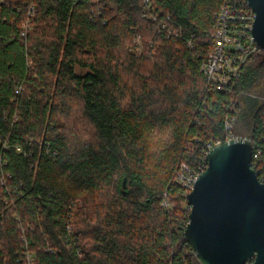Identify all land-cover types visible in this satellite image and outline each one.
<instances>
[{
    "label": "trees",
    "instance_id": "1",
    "mask_svg": "<svg viewBox=\"0 0 264 264\" xmlns=\"http://www.w3.org/2000/svg\"><path fill=\"white\" fill-rule=\"evenodd\" d=\"M224 1L0 0V264H201L177 167L234 117L264 182V53L200 69Z\"/></svg>",
    "mask_w": 264,
    "mask_h": 264
},
{
    "label": "water",
    "instance_id": "2",
    "mask_svg": "<svg viewBox=\"0 0 264 264\" xmlns=\"http://www.w3.org/2000/svg\"><path fill=\"white\" fill-rule=\"evenodd\" d=\"M247 2L256 14L253 44L264 53V0ZM253 147L246 137L216 143L186 195L184 237L201 264H264V182L251 164Z\"/></svg>",
    "mask_w": 264,
    "mask_h": 264
},
{
    "label": "built area",
    "instance_id": "3",
    "mask_svg": "<svg viewBox=\"0 0 264 264\" xmlns=\"http://www.w3.org/2000/svg\"><path fill=\"white\" fill-rule=\"evenodd\" d=\"M151 1L141 0L145 15L152 10ZM33 16L34 13L30 11L28 17L32 18ZM255 16L256 14L247 0H238L234 3L224 1L217 13V23L212 33V49L206 54L200 67L209 84L216 85L220 89L226 88L228 82L240 77L248 57L260 50L253 44L252 28ZM27 24L28 21L23 25L22 35H26ZM234 122V117L225 120L227 141L238 138L233 133ZM211 147L212 145L209 146V149ZM17 151L21 152L22 147L17 146ZM0 163H2L1 160ZM198 175L186 163H181L174 174L175 181L184 188L186 195L194 188ZM162 206L166 209L169 208L167 198L163 201ZM188 210L190 211L189 206Z\"/></svg>",
    "mask_w": 264,
    "mask_h": 264
}]
</instances>
